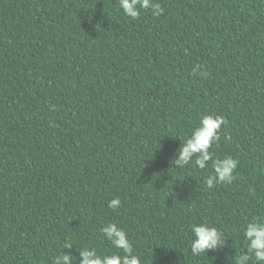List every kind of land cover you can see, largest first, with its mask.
I'll return each instance as SVG.
<instances>
[{"label":"trees","instance_id":"obj_1","mask_svg":"<svg viewBox=\"0 0 264 264\" xmlns=\"http://www.w3.org/2000/svg\"><path fill=\"white\" fill-rule=\"evenodd\" d=\"M155 2L162 14L132 20L118 0H0V264L110 255L107 223L144 264L246 252L264 215V0ZM208 114L227 121L214 159L239 160L212 189L211 161L171 165ZM205 223L226 244L194 257L189 226Z\"/></svg>","mask_w":264,"mask_h":264},{"label":"clouds","instance_id":"obj_2","mask_svg":"<svg viewBox=\"0 0 264 264\" xmlns=\"http://www.w3.org/2000/svg\"><path fill=\"white\" fill-rule=\"evenodd\" d=\"M119 9L132 20H137L143 11H151L153 16H159L164 9L155 0H118ZM195 71V70H194ZM227 121L221 115H204L198 126L191 134L183 139V143L171 161V165L177 169H184L191 164L194 168L204 170L209 167L213 174L205 178V187L212 189L219 184H231L235 177L239 160L232 156L223 159H214V153L210 151L212 146L221 137L219 131ZM121 205L119 198L108 201L107 207L116 211ZM192 238L189 241L190 251L194 257L201 256L210 251L224 247L223 233L215 226L208 224H192L189 226ZM102 238L107 240L116 251L112 254H102L96 247L86 245L77 248V254L61 252L52 258V264H144L141 255L133 248L125 229L118 223H107L100 228ZM243 237L246 252L234 256L235 264H249L254 258L255 264H264V215L254 216L243 229ZM73 245H65V249H71Z\"/></svg>","mask_w":264,"mask_h":264}]
</instances>
